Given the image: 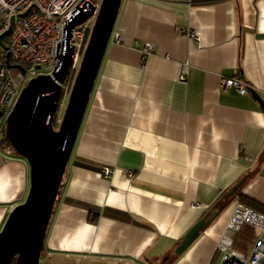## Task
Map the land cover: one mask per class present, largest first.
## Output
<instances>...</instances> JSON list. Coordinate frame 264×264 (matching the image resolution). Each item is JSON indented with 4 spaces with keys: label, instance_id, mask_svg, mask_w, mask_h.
Segmentation results:
<instances>
[{
    "label": "crops",
    "instance_id": "crops-1",
    "mask_svg": "<svg viewBox=\"0 0 264 264\" xmlns=\"http://www.w3.org/2000/svg\"><path fill=\"white\" fill-rule=\"evenodd\" d=\"M232 76L264 100V0H122L47 230L49 264L221 263L240 195L264 208V110L221 86ZM29 187L27 160L0 142V230Z\"/></svg>",
    "mask_w": 264,
    "mask_h": 264
},
{
    "label": "water",
    "instance_id": "water-1",
    "mask_svg": "<svg viewBox=\"0 0 264 264\" xmlns=\"http://www.w3.org/2000/svg\"><path fill=\"white\" fill-rule=\"evenodd\" d=\"M121 2L102 0L57 128L54 116L72 71L73 47L59 54L60 63L52 73L38 74L27 82L6 116V139L29 164L30 187L25 200L11 210L0 230V264H49L50 258L43 252L47 230ZM92 12L80 9L67 23L68 37L71 29L88 19ZM9 33L7 30L0 36L2 45L3 36ZM10 66L25 72L20 64ZM250 91L264 110L260 94L254 89ZM3 116L0 111V117ZM238 188L239 184L229 194L234 195ZM217 214V209L208 211L194 223L176 247L175 254L186 251Z\"/></svg>",
    "mask_w": 264,
    "mask_h": 264
},
{
    "label": "built area",
    "instance_id": "built-area-1",
    "mask_svg": "<svg viewBox=\"0 0 264 264\" xmlns=\"http://www.w3.org/2000/svg\"><path fill=\"white\" fill-rule=\"evenodd\" d=\"M101 3L102 0H0V36L10 30L2 38L3 45L0 43V111L4 114L0 118L4 124L22 88L38 75L33 68L35 64L49 68L44 74L52 73L60 63L59 54L73 47L72 70L76 69ZM80 9L92 10V15L75 25L68 37L67 23ZM179 32L192 40L200 39L193 29H179ZM153 49L154 44L145 43L144 51L150 53ZM17 64L25 68L24 73L18 67L10 66ZM181 80L185 81V77ZM220 84L225 88L234 87L240 94L252 89L239 76L222 77ZM67 87L69 89V84ZM63 108L61 99L54 116L56 126L62 121ZM103 172L109 175L111 170L105 166ZM246 224L253 226L257 234L251 250L244 253L236 249L234 243L237 233ZM217 248L222 252L220 264H264V213L237 201Z\"/></svg>",
    "mask_w": 264,
    "mask_h": 264
},
{
    "label": "trees",
    "instance_id": "trees-1",
    "mask_svg": "<svg viewBox=\"0 0 264 264\" xmlns=\"http://www.w3.org/2000/svg\"><path fill=\"white\" fill-rule=\"evenodd\" d=\"M0 142H2L3 144H7L12 149V151L15 152V150L13 149V147L11 146V144L6 139V135H5V124L3 126V135H2V138L0 139ZM62 185H63V180H62V183H61V186H60L59 193L61 191ZM240 200L242 202H244L245 204H247V205L255 208L256 210L262 211L264 213V208L262 206L258 205L255 202H251L248 198L240 195ZM54 209H55V206H54ZM255 237H256V232H255L254 227L251 226V225H249V224H246L237 233L236 239H235V243H234V247L236 249L240 250V251L247 252L248 249L251 247V245H252L253 240L255 239ZM12 264H14V263H12Z\"/></svg>",
    "mask_w": 264,
    "mask_h": 264
},
{
    "label": "rangeland",
    "instance_id": "rangeland-1",
    "mask_svg": "<svg viewBox=\"0 0 264 264\" xmlns=\"http://www.w3.org/2000/svg\"><path fill=\"white\" fill-rule=\"evenodd\" d=\"M93 23H94V21H93ZM79 63H80V60H79V62L77 63V66H75L76 69L72 70L70 76H69V77L67 78V80H66V87H65V89H64V94H63V98H62V101H64V108H63L64 110H65L66 105H67V102H68V98H69L70 90H71V87H72V85H73V82H74L75 76H76V74H77V72H78ZM33 68L38 72V74H40V73H44V72H46V71L49 69L48 67L43 66L42 64H35V65L33 66ZM68 84H69V89H68V87H67ZM67 90H68V92H66ZM64 110H63V114H64ZM5 119H6V117H5ZM54 126H55L56 128L58 127V126H56V125H54Z\"/></svg>",
    "mask_w": 264,
    "mask_h": 264
}]
</instances>
